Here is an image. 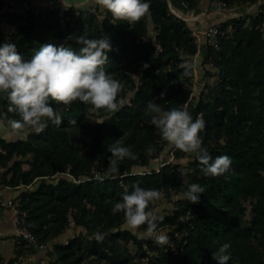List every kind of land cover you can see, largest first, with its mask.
<instances>
[{
  "label": "trees",
  "instance_id": "16d2710c",
  "mask_svg": "<svg viewBox=\"0 0 264 264\" xmlns=\"http://www.w3.org/2000/svg\"><path fill=\"white\" fill-rule=\"evenodd\" d=\"M168 1L143 0L149 11L134 24L115 20L100 6L4 14L0 45L15 43L25 60L45 43L78 52V37L107 36L112 51L106 72L124 85L118 102L127 99L114 114L101 110L99 115L90 104L76 101L64 111L60 126L48 122L39 134L26 128L27 133L14 140L0 137V182L17 190L13 200L21 226L37 244L55 240L48 245L47 264H142L143 259L149 264H216L213 254L224 244L229 245L227 264H264V2L253 13L222 22L228 33L218 35L216 45L207 44L204 56L216 69L217 80L206 92L190 97L196 45L190 26ZM181 1L189 9L207 2ZM213 1L233 7L258 0ZM2 5L0 0V12ZM149 101L165 111L183 108L193 120L202 117V147L213 159L228 155L229 171L205 176L194 155L172 145L174 158L186 157V163L152 166L170 144L145 115ZM7 106L0 94L2 114ZM7 116L19 119L13 113ZM117 141L138 159L121 161L120 174L113 179L107 148ZM149 148L154 151L149 153ZM192 183L205 189L196 204L181 198ZM134 184L180 196L171 214L158 221L157 231L166 230L168 245L134 234L124 227L123 212L112 213ZM68 227L79 231L60 240ZM15 238L16 256L6 264L32 246Z\"/></svg>",
  "mask_w": 264,
  "mask_h": 264
},
{
  "label": "clouds",
  "instance_id": "9594fccd",
  "mask_svg": "<svg viewBox=\"0 0 264 264\" xmlns=\"http://www.w3.org/2000/svg\"><path fill=\"white\" fill-rule=\"evenodd\" d=\"M96 4L111 13L115 20L129 24L139 22L149 11V4L143 0H96ZM76 42L81 46L78 52L45 43L30 60L23 58L15 43L0 45V94H4L8 101L7 111L0 118V128H4L6 122L16 134L26 128L39 134L48 127V122L60 126L64 111L76 101L90 104L97 115L101 110L112 114L119 110L121 102L117 98L124 85L112 78L105 67L109 64L108 53L112 51L110 39L107 36L89 39L82 35ZM143 67L147 68L148 65ZM163 95L161 93V98ZM53 103L62 107L56 109ZM8 113L18 115L19 119H9ZM145 115L150 116L149 123L159 130L164 141L183 153L195 156L203 175L218 177L231 168L232 159L228 155H218L213 159L202 147L200 133L205 129L202 117L193 120L183 108L165 111L152 101L148 102ZM71 123L75 124L76 121L72 119ZM107 151L111 153L108 174L113 179L120 174L121 161L126 158L138 159L130 147L121 146L119 141L108 146ZM152 151L154 149H148L149 153ZM96 179L102 182L99 175ZM132 187L131 192L125 191L122 195V202L115 203L112 213L123 212L132 230L146 225L145 235L148 238H154L158 246L168 245V235L157 232L158 221H163L164 217H158L149 210L150 204L162 198V193L156 189H145L139 184ZM204 191L202 186L192 183L181 193V198L196 204ZM98 239H102V236H98ZM228 247V244H224L213 254L216 264H227L230 256L225 252Z\"/></svg>",
  "mask_w": 264,
  "mask_h": 264
},
{
  "label": "rangeland",
  "instance_id": "374dc122",
  "mask_svg": "<svg viewBox=\"0 0 264 264\" xmlns=\"http://www.w3.org/2000/svg\"><path fill=\"white\" fill-rule=\"evenodd\" d=\"M206 1L207 2L200 4V7H198V8L202 9L203 12H205V13H207L208 9H209L210 12L207 13V16L209 17L208 19L209 20H215L216 22H217V20L224 22L229 18L239 17L241 15L253 13L257 10L259 4L264 2V0H258L257 3H255L254 5H237V6H233V7H225V6L218 5V3L216 1H213V0H206ZM168 2L170 5V3L172 1L169 0ZM204 6L207 7V10H206V8H203ZM176 7L179 9L181 16L184 18L189 16L190 10H194V9L187 8L186 4L181 0H179V2L176 3ZM171 9H173V8L171 7ZM211 22H213V21H209L210 24H208V25H211L212 24ZM202 27H205V26L204 25L202 26V24H201L200 28H202ZM191 31H192V36L194 37V35H193L194 29L191 28ZM194 42H195V38H194ZM207 44H209V43H206L205 46L201 47V51L199 53V59L197 61V66L195 68H193V66H192V68L195 69L196 71L195 72L193 71L194 76H193V84L191 86L190 97L191 96L195 97L199 93H202V91L206 92L208 90V87L212 86L217 80L216 69L213 67L212 62L209 59L204 58L206 49L209 47V45H207ZM195 45H196V42H195ZM196 50H197V46H196ZM191 65H192V63H191ZM126 101H127V99L122 100L120 102L122 104L123 102H126ZM93 120H96V119L93 118ZM26 133H27V131L24 130L23 132H20L18 135L24 136ZM12 134H16V133L13 132ZM170 161L171 162H179L180 164L184 165L187 161V158L183 157V158L176 160L173 156V148H171V145H168L158 154V156L155 159L152 160V166L156 167L157 165H162L163 163H167ZM161 193H162V198L160 200L152 203V209L150 210L158 217L163 216V215H170L174 209V206H175L177 199L180 197L178 194H176L174 192H171L169 194L164 193V192H161ZM248 216H249V214H247L246 218H248ZM124 227L129 228V226L127 225L126 222L124 223ZM78 231L79 230L77 228H71V227L69 228L68 227L67 231H65V232H67L64 235L65 237L62 236L60 238V240H64V239H67L69 237H72L75 234V232H78ZM131 231L134 234L140 235L141 237H147L145 235V231L139 232L137 230H132V229H131ZM157 232L166 234V230L164 228L157 231ZM54 241H55L54 239L48 240L47 247L46 248H40V249L47 250L48 245H49V247H51ZM127 246H129L130 250L132 252H134V250H133L134 248L132 247V244L131 245L127 244ZM45 253H46V251H45ZM143 260H144V262L141 261L142 264H149L146 259H143ZM138 262H139V260H138Z\"/></svg>",
  "mask_w": 264,
  "mask_h": 264
},
{
  "label": "crops",
  "instance_id": "0c3cea01",
  "mask_svg": "<svg viewBox=\"0 0 264 264\" xmlns=\"http://www.w3.org/2000/svg\"><path fill=\"white\" fill-rule=\"evenodd\" d=\"M24 0H7L6 6L8 8H18L21 4V2ZM32 4L35 5H42L46 2V0H28ZM71 6L78 7V8H86L90 9L93 6H95L94 0H67ZM170 7H172L173 11L179 16H181V13L179 9L176 7V3L179 2V0H171ZM203 8L207 7L204 6ZM208 12L210 10L208 9ZM207 12V13H208ZM207 13L203 12L202 9L195 8L194 10H190L189 16L184 18V20L188 23V25L196 30L200 29L201 24L202 26H206L209 23V21H213L211 23L216 22L215 20H209ZM201 17V18H200ZM218 21V20H217ZM203 28V27H202ZM13 131L9 127L0 128V137L8 139V140H14L19 135L18 134H12ZM17 194V190L12 189H3L2 190V196L4 198H11L13 195ZM12 222L11 217L5 208H0V264H6L9 259H12L16 256V246H15V236L12 234ZM67 233V232H66ZM65 235V234H64ZM65 237V236H64ZM66 240V239H64ZM46 251V253H45ZM48 256H47V250L40 249L34 245H32L28 252L25 250L24 253L17 256V260H14L12 264H47L48 263Z\"/></svg>",
  "mask_w": 264,
  "mask_h": 264
},
{
  "label": "built area",
  "instance_id": "2783aa9c",
  "mask_svg": "<svg viewBox=\"0 0 264 264\" xmlns=\"http://www.w3.org/2000/svg\"><path fill=\"white\" fill-rule=\"evenodd\" d=\"M6 2L7 0H3V5H2L1 12H0V25H2L4 28H6V23H5L6 21H5L4 14L8 12L9 13H24L26 11H29V12L56 11L59 13H63L67 8L71 6V4L67 0H46V2L42 5H35V4H32L28 0H24L21 2L18 8H8L6 6ZM94 2L96 4V0H94ZM217 3L220 6H225V4L220 1H217ZM96 6H99V5L96 4L90 9L95 10ZM228 31H229L228 29L223 28L221 21H217L215 23H212L211 25H207L203 28L196 29L193 31V35H194L196 46H197L196 53L194 54L191 60L193 68L197 66V61L199 59V53L201 51V47H203L206 43H209V44L213 43L214 45H216L217 36L224 35L228 33ZM193 71L195 72L196 70L193 69ZM0 118H3L1 110H0ZM5 126L8 127L6 122H5ZM3 189H11V188L6 185L1 184L0 182V208H5L6 210H8L10 214L11 222L13 226L12 234L19 239L28 241L30 244L38 248H46L47 247L46 245L37 244L32 234L26 228L21 226L20 224L21 220H20L19 213H18V207L16 203L14 202L13 197L4 198L2 196ZM0 235H1V230H0Z\"/></svg>",
  "mask_w": 264,
  "mask_h": 264
}]
</instances>
